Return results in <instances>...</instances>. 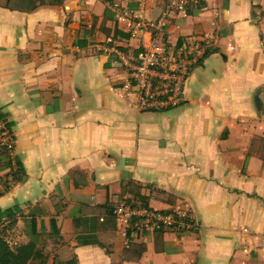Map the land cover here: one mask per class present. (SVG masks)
I'll return each instance as SVG.
<instances>
[{
  "label": "crops",
  "instance_id": "1",
  "mask_svg": "<svg viewBox=\"0 0 264 264\" xmlns=\"http://www.w3.org/2000/svg\"><path fill=\"white\" fill-rule=\"evenodd\" d=\"M7 1L0 233L34 245L27 264H264V0ZM165 11L189 68L179 104L143 110L114 50ZM123 200L197 226L133 232L110 213Z\"/></svg>",
  "mask_w": 264,
  "mask_h": 264
},
{
  "label": "built area",
  "instance_id": "2",
  "mask_svg": "<svg viewBox=\"0 0 264 264\" xmlns=\"http://www.w3.org/2000/svg\"><path fill=\"white\" fill-rule=\"evenodd\" d=\"M176 5L184 11L185 1L180 0ZM167 17V11L154 20H143L140 15H136L132 31L148 33V42L129 57L114 50L122 65L127 68L129 82L136 88V105L143 110L169 108L179 104L181 100L190 60L187 52L169 46L159 37L163 33ZM1 129L5 146L9 149L12 139L4 126ZM110 213L117 223H125L127 219H131L133 232L158 230L181 234L192 232L197 226L195 219L184 208L155 210L134 201L123 200Z\"/></svg>",
  "mask_w": 264,
  "mask_h": 264
},
{
  "label": "trees",
  "instance_id": "3",
  "mask_svg": "<svg viewBox=\"0 0 264 264\" xmlns=\"http://www.w3.org/2000/svg\"><path fill=\"white\" fill-rule=\"evenodd\" d=\"M33 4L30 7H34ZM7 6L11 8L13 7L10 0L7 1ZM19 170H22V166L19 167ZM7 212L8 210L3 212L0 210V216ZM38 255L39 254L32 243L11 247L4 239L3 234L0 233V264H27L31 259H34Z\"/></svg>",
  "mask_w": 264,
  "mask_h": 264
},
{
  "label": "rangeland",
  "instance_id": "4",
  "mask_svg": "<svg viewBox=\"0 0 264 264\" xmlns=\"http://www.w3.org/2000/svg\"><path fill=\"white\" fill-rule=\"evenodd\" d=\"M1 232H2V234L4 233V235H3L4 237L7 238V237L9 236V235L6 233V231L1 230ZM9 241H10V240H9ZM10 244H12V242H11ZM10 244H9V245H10ZM11 247H15V245L12 244Z\"/></svg>",
  "mask_w": 264,
  "mask_h": 264
},
{
  "label": "water",
  "instance_id": "5",
  "mask_svg": "<svg viewBox=\"0 0 264 264\" xmlns=\"http://www.w3.org/2000/svg\"><path fill=\"white\" fill-rule=\"evenodd\" d=\"M257 98V97H256ZM256 102H257V99H256Z\"/></svg>",
  "mask_w": 264,
  "mask_h": 264
}]
</instances>
